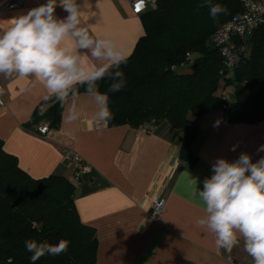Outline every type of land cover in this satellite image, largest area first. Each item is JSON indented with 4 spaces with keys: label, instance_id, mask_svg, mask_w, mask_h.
I'll return each instance as SVG.
<instances>
[{
    "label": "crops",
    "instance_id": "crops-1",
    "mask_svg": "<svg viewBox=\"0 0 264 264\" xmlns=\"http://www.w3.org/2000/svg\"><path fill=\"white\" fill-rule=\"evenodd\" d=\"M47 0H0V30L11 19ZM81 24L94 39H112L128 56L144 35L139 15L125 0H77ZM15 4L14 8L10 5ZM54 16L67 13L57 6ZM76 40L62 46L73 48L84 58V67L108 61L91 56L90 49H76ZM4 104L0 105V139L15 155L21 169L33 178L61 174L74 182V166L65 153L74 150L90 165L77 188L75 205L83 224L93 227L98 238L96 264H253L243 241L231 252L217 249L215 236L197 226L205 215L202 203L192 196L196 187L212 173L218 158L235 161L241 153L253 163L264 157V121L256 124L228 123L221 110L198 118L199 132L192 143L198 156L194 166L183 162L179 150L184 131L162 122L152 134L129 124L110 126L101 132L89 129L98 106L88 92L69 96L58 129L41 135L37 125L27 127L37 108L45 111L48 95L34 77H0ZM73 106L79 118L66 122ZM102 123V122H101ZM97 127H99L97 125ZM235 146V150L233 147ZM164 200L158 217L152 202Z\"/></svg>",
    "mask_w": 264,
    "mask_h": 264
},
{
    "label": "trees",
    "instance_id": "trees-1",
    "mask_svg": "<svg viewBox=\"0 0 264 264\" xmlns=\"http://www.w3.org/2000/svg\"><path fill=\"white\" fill-rule=\"evenodd\" d=\"M210 2L225 6L227 13L213 20L208 7H198L204 0H156L154 7L139 14L145 33L120 66L125 87L108 93L110 126L157 128L168 122L184 131L179 157L191 166L198 161L192 150L198 118L221 110L231 124L264 121V24L250 37L235 40L245 51L229 68L213 35L244 12L243 1ZM111 82L106 75L97 81L99 90L107 92ZM86 88L87 84L76 85L74 91L80 94ZM44 103L49 107L37 108L27 127L37 125V131L44 123L58 129L65 102L61 106L52 97ZM76 192V185L64 175L30 176L0 139V264H32L24 243L28 239L50 244L70 241L67 252L46 255L35 264H96V230L81 222Z\"/></svg>",
    "mask_w": 264,
    "mask_h": 264
},
{
    "label": "clouds",
    "instance_id": "clouds-1",
    "mask_svg": "<svg viewBox=\"0 0 264 264\" xmlns=\"http://www.w3.org/2000/svg\"><path fill=\"white\" fill-rule=\"evenodd\" d=\"M141 3L143 0H135L132 10L138 12L137 5ZM57 6L67 13L64 19L54 16ZM198 7H208L213 20L228 11L210 0H204ZM80 24L77 0H47L14 17L6 29L0 30V75L34 77L46 89L45 99L54 97L61 106L70 92L76 94V85L87 84L86 91L98 106L88 126L101 132L113 118L108 93L125 87L120 66L127 62L128 54L112 39H94L87 28L79 27ZM69 38L76 40V49H90L93 58L108 63L86 69L81 55L71 47L62 46ZM110 69L114 71L110 73ZM106 75H110L112 82L107 92H101L97 81L105 79ZM78 118L79 113L73 106L68 110L66 122ZM98 124L101 126L97 127ZM258 151H264V145ZM212 173L204 179L202 190L197 188V180L192 179L196 185L192 196L199 199L205 213L196 221L197 226L214 234L217 249L231 252L242 240L253 264H264V157L255 163L247 153H241L232 162L218 158L212 165ZM24 243L35 264L46 255L59 256L67 252L70 241L61 239L57 244H50L28 239Z\"/></svg>",
    "mask_w": 264,
    "mask_h": 264
},
{
    "label": "built area",
    "instance_id": "built-area-1",
    "mask_svg": "<svg viewBox=\"0 0 264 264\" xmlns=\"http://www.w3.org/2000/svg\"><path fill=\"white\" fill-rule=\"evenodd\" d=\"M131 4V8L135 3V0H125ZM244 6V12L222 25L213 35V42L219 48L221 56L227 67L232 68L236 65L239 56L245 51L243 45L235 44V40L238 38H247L253 35V33L264 24V0H242ZM156 0H143V3L139 4V11L132 12L139 15L145 12L147 9L155 6ZM16 5H10V8H14ZM138 6V5H137ZM2 75H0L1 77ZM0 90H2L0 86ZM4 104L3 91L0 92V105ZM100 127L101 124H98ZM37 132L41 135H47L50 131L47 124H40L37 128ZM142 132L154 133L156 127L152 125H144L140 127ZM67 160L74 166L73 180L74 184H79L81 176L91 171L90 165L85 163L83 159L74 150H69L65 153ZM157 209V210H156ZM164 209V200L162 198H156L152 202V216L158 217Z\"/></svg>",
    "mask_w": 264,
    "mask_h": 264
},
{
    "label": "snow or ice",
    "instance_id": "snow-or-ice-1",
    "mask_svg": "<svg viewBox=\"0 0 264 264\" xmlns=\"http://www.w3.org/2000/svg\"><path fill=\"white\" fill-rule=\"evenodd\" d=\"M139 7H140V6L138 5V6H137V10H139Z\"/></svg>",
    "mask_w": 264,
    "mask_h": 264
}]
</instances>
